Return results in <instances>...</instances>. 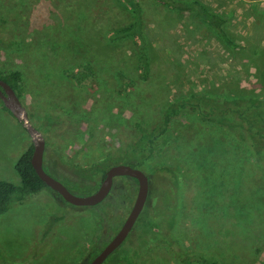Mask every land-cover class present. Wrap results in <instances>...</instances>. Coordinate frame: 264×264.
<instances>
[{"label":"rangeland","instance_id":"obj_1","mask_svg":"<svg viewBox=\"0 0 264 264\" xmlns=\"http://www.w3.org/2000/svg\"><path fill=\"white\" fill-rule=\"evenodd\" d=\"M198 1L220 18L230 43L196 15L137 0L151 69L146 80L126 87L127 77H142L131 71L135 42L106 35L134 20L122 0H0V75L21 72L20 101L34 127L51 108L67 111L57 118L63 127L51 129L53 139L45 134L48 128L39 131L43 169L71 193L96 189L100 174L84 167L130 139L135 118L158 121L166 96L264 92V0ZM86 61L102 66L96 87ZM117 70L127 76L120 78ZM182 122H175L172 139L141 168L148 174L169 166L178 183L170 204L159 203L157 211L150 208L154 200H146L140 218L102 264H203L199 257L264 264V233L248 235L243 223L212 207L223 202L228 188L237 191L230 173L203 159L215 140L227 143L226 132L196 118ZM28 144L20 122L0 105V180L18 183L13 163ZM253 173L262 180L261 171ZM158 179L152 182L155 195L168 192L159 182L164 177ZM112 184L91 206L71 205L47 186L13 201L0 214V264H87L117 231L136 193L131 177L116 176ZM258 219L251 227L262 231L264 218Z\"/></svg>","mask_w":264,"mask_h":264},{"label":"trees","instance_id":"obj_2","mask_svg":"<svg viewBox=\"0 0 264 264\" xmlns=\"http://www.w3.org/2000/svg\"><path fill=\"white\" fill-rule=\"evenodd\" d=\"M122 1L128 6V10L133 13L134 20L125 26L109 31L106 35L109 39L130 38L135 42V59L131 66V71L136 68L137 72L142 74V77H137L135 81L133 80L134 78L127 77L126 87L127 85L129 87V81L135 84L136 81L146 80L150 74L151 64L146 53L145 37L140 23V6L137 0ZM151 1L167 9H174L183 14H193L200 17L204 24L213 25L217 36L222 37L226 43H230L220 18L216 15H211L198 0ZM86 64L89 65V77L94 78L93 87H96L102 66L90 63V61H86ZM116 75L121 78V75L125 76V73L122 70H117ZM20 77L21 72L18 70H12L0 75V79L15 91L19 99L22 95ZM0 105L9 113L1 102ZM159 107L160 119L158 121L155 122L153 120L145 124L144 121L142 123L135 118L131 123L133 129L130 139H123L121 147L116 146L114 150L111 149L99 156V158L84 167V170L91 175L99 173L100 178H102L106 167L116 164L122 159L124 160V162L122 161L123 163L139 169L144 168L149 158L157 152V147L160 149L162 145H166L172 139L175 132L173 128L175 122L180 120L186 122L196 118L199 122H206L208 125L210 123L214 124L226 132L225 135L229 140H226V144L225 140H215L217 144H214L213 148L206 152L203 159L209 161L211 167L224 171V174L228 175L230 173L232 178L230 187L233 186L237 191L231 192V189L228 188L223 202H220L221 204L217 206L213 205V210H217L220 206L221 214L232 215L231 219L233 218L238 225L243 223L244 228L247 229L245 233L247 232L248 235L264 233V226L262 231L251 227L254 222L259 221L258 218H264V202L257 201V199L261 200L260 198L264 197V175L262 180H257L254 178L255 173H253L255 171L257 173V170H259L264 174V92L259 97L242 93L222 95L221 97L215 93L214 95L204 94L201 96L198 94H184L180 98L166 96ZM9 115L12 117L10 113ZM65 116H68V113L64 108H51L44 113L42 119L39 120L40 127L36 126V128L38 130L45 129V127L48 128L45 134L51 140L55 130L63 127L62 121L57 118L64 119ZM52 128L54 132H51ZM89 133L92 135V132ZM31 150L32 146L30 143L13 163V169L18 176L17 184L7 180H0V214H3L9 208L13 201L20 202L26 195L36 193L46 186L36 175L30 164ZM240 153H242L241 157L239 156ZM213 170L217 172L215 169ZM219 173L220 175L222 174L221 172ZM146 175L149 186L147 200L152 198L154 203H152L150 208H156L158 211L159 203L170 204V202L166 203V201L171 200L173 189L178 185L177 179L175 174L170 171L169 166L154 167ZM159 177L160 179L164 177V180L159 182L163 183V187H168V192L161 189L155 195L153 190L156 185L154 182L155 186L153 187L152 182H158ZM208 210V213L211 214V210ZM237 218H241V221ZM262 222L264 223V220ZM179 256L183 257L182 254ZM196 259L198 260V258ZM199 261L203 264H218L217 261L201 257H199ZM181 264L189 263H185L184 259H182ZM221 264L239 263L234 259L223 258Z\"/></svg>","mask_w":264,"mask_h":264},{"label":"water","instance_id":"obj_3","mask_svg":"<svg viewBox=\"0 0 264 264\" xmlns=\"http://www.w3.org/2000/svg\"><path fill=\"white\" fill-rule=\"evenodd\" d=\"M0 102L17 121L20 122L30 138L32 146L30 164L39 179L50 189L55 191L64 201L71 205L91 206L102 201L109 192L112 179L116 176H128L136 180L137 188L132 205L123 222L113 236L103 247L90 259L88 264H102V262L113 252L125 239L132 228L137 216L143 208L147 197L148 180L146 174L139 168L127 163H116L107 167L104 176L96 189L87 195L79 196L71 193L60 181L50 176L42 167L44 151V138L41 132L34 127L28 114L21 104L15 91L0 79Z\"/></svg>","mask_w":264,"mask_h":264},{"label":"flooded vegetation","instance_id":"obj_4","mask_svg":"<svg viewBox=\"0 0 264 264\" xmlns=\"http://www.w3.org/2000/svg\"><path fill=\"white\" fill-rule=\"evenodd\" d=\"M20 100V99H19ZM44 145H45V140H44ZM44 152V151H43ZM112 165V164H111ZM107 169V167L105 168V170ZM105 170H104V172H105ZM103 176H104V174H103ZM102 178H100V180H101ZM134 179V178H133ZM135 180V179H134ZM135 183H136V180H135ZM136 187H137V184H136ZM113 189V184L111 185V188H110V190H112ZM110 190H109V192H110ZM108 194V193H107ZM147 194H148V191H147ZM146 200H147V197H146ZM145 200V201H146ZM101 202V201H100ZM145 204V203H144ZM144 206V205H143ZM143 209V208H142ZM140 214H141V211H140V213H139V215L137 216V218H140ZM126 217V216H125ZM95 255V254H94ZM93 255V256H94ZM90 261V260H89ZM88 264V263H87Z\"/></svg>","mask_w":264,"mask_h":264}]
</instances>
